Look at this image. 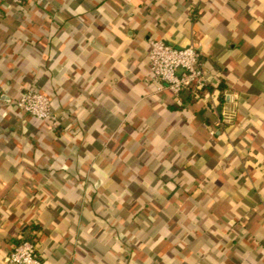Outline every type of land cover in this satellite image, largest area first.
I'll return each mask as SVG.
<instances>
[{"label": "crops", "instance_id": "crops-1", "mask_svg": "<svg viewBox=\"0 0 264 264\" xmlns=\"http://www.w3.org/2000/svg\"><path fill=\"white\" fill-rule=\"evenodd\" d=\"M154 38L206 88L155 81ZM25 239L44 264H264V0H0V264Z\"/></svg>", "mask_w": 264, "mask_h": 264}, {"label": "built area", "instance_id": "built-area-1", "mask_svg": "<svg viewBox=\"0 0 264 264\" xmlns=\"http://www.w3.org/2000/svg\"><path fill=\"white\" fill-rule=\"evenodd\" d=\"M19 5L23 0H11ZM149 69L155 81L166 83L179 95L183 91L196 92L209 82L201 52L193 45L178 48L164 39H151L148 51ZM16 106L51 126L58 122L51 98L33 87L23 90ZM8 264H44L33 240L25 239L8 256Z\"/></svg>", "mask_w": 264, "mask_h": 264}, {"label": "trees", "instance_id": "trees-1", "mask_svg": "<svg viewBox=\"0 0 264 264\" xmlns=\"http://www.w3.org/2000/svg\"><path fill=\"white\" fill-rule=\"evenodd\" d=\"M206 88V86H204V87H201V90H203V89H205Z\"/></svg>", "mask_w": 264, "mask_h": 264}]
</instances>
